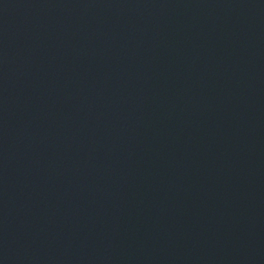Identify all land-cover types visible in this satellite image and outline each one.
<instances>
[{
    "label": "water",
    "instance_id": "1",
    "mask_svg": "<svg viewBox=\"0 0 264 264\" xmlns=\"http://www.w3.org/2000/svg\"><path fill=\"white\" fill-rule=\"evenodd\" d=\"M0 264H264V0H0Z\"/></svg>",
    "mask_w": 264,
    "mask_h": 264
}]
</instances>
